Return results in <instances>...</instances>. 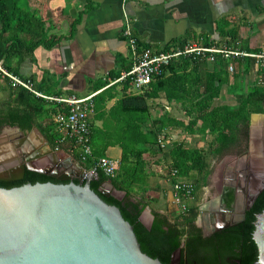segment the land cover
<instances>
[{
  "label": "trees",
  "instance_id": "trees-1",
  "mask_svg": "<svg viewBox=\"0 0 264 264\" xmlns=\"http://www.w3.org/2000/svg\"><path fill=\"white\" fill-rule=\"evenodd\" d=\"M45 25V19L22 6L19 0H0V61L5 70L22 77L19 73L20 64L32 57L39 45L50 42ZM226 44L230 45V42ZM203 58L181 56L173 59L163 68L161 75L154 77L140 93H126L133 87L131 80L120 82L125 94L110 111L115 122L106 123L104 128L115 134L107 139L106 145H119L121 157L113 177L98 171L90 181V187L106 203L120 209L124 219L133 226L141 250L152 258H158L163 264H172L171 256L177 249L180 250L179 264H256L258 253L253 240L254 221L264 208V188L245 211L243 219L210 236L203 237L196 220L201 212L202 192L211 173V161L232 149L246 146L251 115L264 113V68H258V79L248 84L246 78L256 62L254 58L235 59L232 74L227 70L228 62L225 58L217 56L216 67L213 69L208 68ZM5 80L9 98L3 103L0 101V130L4 126L19 127L23 131L37 127L51 145L60 147L80 162L77 150L71 152L66 144L56 142L58 134L54 130L52 114L58 111L60 105L37 97L20 86H11L8 78ZM224 86L233 95L235 102L213 106ZM108 92L93 96V119H99L105 115V111H109L104 107L110 98ZM161 97L168 102L179 103L187 121L177 120L165 112L152 118L149 125L147 101ZM46 117L49 120L45 124L42 120ZM93 119L90 120L92 145L96 142ZM167 129L198 134L208 143L206 146L189 147L183 139H176L170 144V149L166 150L161 147L159 137H167L163 135ZM93 154L95 157L103 155L94 149ZM154 157H158L156 161L160 158L167 162L168 169H176L181 178L193 184L194 189L192 199L186 201L187 211L184 214L175 211L170 214L161 213L152 209L154 217L147 228L140 216L151 201L148 194V164L149 159L153 160ZM91 162V158H88L80 164L88 169ZM46 181L60 182L47 175L26 170L23 179L15 182L0 181V187L11 188ZM106 181H110L124 195L118 197L102 194L100 187ZM74 182L84 183V180L74 178Z\"/></svg>",
  "mask_w": 264,
  "mask_h": 264
},
{
  "label": "crops",
  "instance_id": "crops-1",
  "mask_svg": "<svg viewBox=\"0 0 264 264\" xmlns=\"http://www.w3.org/2000/svg\"><path fill=\"white\" fill-rule=\"evenodd\" d=\"M20 4L34 11L46 21L48 44L39 45L32 57L24 60L19 66V75L29 80L33 88L51 97H84L110 91L104 107L105 115L93 119L96 142L92 150H99L102 156L119 160L121 148L119 145H106L110 136H115L112 130H106L104 125L115 122L110 113L125 93L121 83L111 87L100 85L108 82L127 69L132 68L133 58L129 44L123 36L126 20L131 23V29L137 43L146 45L154 52H167L172 49H183L186 46L197 45L215 49H237L248 53L264 51V0H19ZM230 42V45L226 43ZM208 44V45H206ZM143 47V46H140ZM256 50H259L256 52ZM212 62L207 58L183 56L185 58H203L209 69L216 67V57ZM247 57L226 59L229 63ZM222 59H224L222 57ZM170 64V63H169ZM227 65V67H228ZM255 62L249 71L246 82L251 84L258 79V68ZM128 69V70H129ZM228 70V68H227ZM163 71V70H162ZM230 74L233 72H230ZM13 74V73H12ZM0 78V101L9 98V88L5 78ZM11 85V84H10ZM132 94L142 92L134 86L126 91ZM220 97L213 106L233 104V95L224 86ZM229 100V101H228ZM152 118L165 112L180 121H187L180 104L168 102L164 98L147 101ZM43 118V123L48 122ZM251 120L252 136L260 132L264 113L256 123ZM257 125V126H256ZM24 133V134H23ZM165 149H170L173 140L183 139L189 147L201 146L202 139L198 134L182 133L179 129H167L163 132ZM37 127L23 131L19 127L4 126L0 130V147L3 153L1 159L14 161L13 148L25 151L27 156H36L35 163L39 166H53L50 156L39 159L41 153H52L53 161H59L64 170L65 161L72 158L58 146L50 143ZM196 141V142H195ZM17 145V146H16ZM253 148V145H252ZM63 152L59 155L58 152ZM158 158V157H157ZM149 159L148 206L163 213L164 206L172 204L171 186L167 180L169 170L167 162ZM56 159H58L56 161ZM158 162V163H157ZM167 168V169H166ZM165 169V173H164ZM164 174V175H163ZM202 201V200H201ZM203 206V205H202ZM152 213V212H151ZM147 223L149 216L144 217Z\"/></svg>",
  "mask_w": 264,
  "mask_h": 264
},
{
  "label": "water",
  "instance_id": "water-1",
  "mask_svg": "<svg viewBox=\"0 0 264 264\" xmlns=\"http://www.w3.org/2000/svg\"><path fill=\"white\" fill-rule=\"evenodd\" d=\"M255 115L262 114H252L251 120ZM46 145L50 147L48 141ZM13 153L22 155L7 162L17 165L11 169L17 173L1 180H20L29 170L60 182L0 187V264H163L141 250L133 226L117 206L106 203L91 189L93 176L86 174L78 161L67 159L65 167L73 168L66 170L55 161L53 166L40 169L32 161L37 155L27 156L18 147L13 148ZM45 156L51 157L52 153H41L39 159ZM74 178L84 183H75ZM263 188L264 182L249 197L247 209ZM100 190L104 195H124L110 181L104 182ZM245 209L238 221L244 218ZM146 215L150 219L147 223ZM153 217L147 206L140 220L149 228ZM254 226L256 264H264V208L256 215ZM179 254V249L173 252L172 264L174 260L179 264Z\"/></svg>",
  "mask_w": 264,
  "mask_h": 264
},
{
  "label": "built area",
  "instance_id": "built-area-1",
  "mask_svg": "<svg viewBox=\"0 0 264 264\" xmlns=\"http://www.w3.org/2000/svg\"><path fill=\"white\" fill-rule=\"evenodd\" d=\"M123 36L127 40L130 52L133 58V65L127 71H124L120 76L109 80L106 87L123 82L127 79L132 81L136 89H142L147 86L154 77L161 75L162 70L173 59L181 56H195L205 57L210 60H215V55L220 54L225 59H233L239 57L254 58L260 66L264 68V51L258 53H248L237 49H215L211 47H202L197 45L186 46L185 48L172 49L167 52H154L151 48L140 47L134 37L129 20L125 21L123 28ZM207 56V57H206ZM228 70L233 72L235 66L233 62L229 63ZM0 72L3 77H7L11 86H20L25 88L35 96L44 98L49 101H55L60 108L52 114L54 122V130L57 132L58 137L56 142L60 145L66 144L68 150L71 152L77 150L80 154V162H86L91 158V165L85 169L86 174L96 176L98 171H102L105 175L113 177L118 166V160H114L107 156L95 157L91 146V130L90 118L94 113L93 94L84 97H51L43 95L36 91L29 80L22 79L1 66ZM161 147H165L164 136L159 137ZM69 151V152H70ZM71 156V154H68ZM72 157V156H71ZM79 162V161H78ZM79 162V163H80ZM167 180L171 186L172 191V204L177 206L181 213L187 211L186 201L191 200L193 195L194 186L190 181H187L179 176L176 169H169L167 171Z\"/></svg>",
  "mask_w": 264,
  "mask_h": 264
},
{
  "label": "flooded vegetation",
  "instance_id": "flooded-vegetation-1",
  "mask_svg": "<svg viewBox=\"0 0 264 264\" xmlns=\"http://www.w3.org/2000/svg\"><path fill=\"white\" fill-rule=\"evenodd\" d=\"M252 133L250 122L246 146L243 145L237 150V156L233 157L231 165H228L219 174L217 181L214 180L215 177L213 179L210 178L212 185L209 186V190L211 189L216 193L213 195L214 197H210L208 203H205L204 206L200 205L201 212L196 220V225L201 228L203 237L210 236L215 231L238 222L242 209L246 208L245 211L247 210L249 197L264 182V121L260 132L257 131L253 136ZM17 154L15 157L22 156H17ZM48 159L49 162L53 163L52 156ZM32 161L35 162V158ZM59 164L61 163L57 161L56 165ZM16 166V164H8L7 160L0 158V181H7L1 179L16 175V171L11 172V169ZM34 167L40 169L48 168L47 165L39 166L36 163ZM179 257L180 255L176 256V258ZM176 262L174 260L173 263L176 264Z\"/></svg>",
  "mask_w": 264,
  "mask_h": 264
},
{
  "label": "rangeland",
  "instance_id": "rangeland-1",
  "mask_svg": "<svg viewBox=\"0 0 264 264\" xmlns=\"http://www.w3.org/2000/svg\"><path fill=\"white\" fill-rule=\"evenodd\" d=\"M230 102H233L234 103L235 102V98L234 97L233 98L231 97V101ZM255 116H257V115H255ZM255 116L253 118H255ZM258 117L259 116H257L256 119H258ZM207 143H208V141L206 139H204L201 142V146H204V145L206 146ZM240 148L241 147L239 146V147H237L235 149H232L230 152H228V154L226 153V154L222 155L221 157H217L216 159H213L211 161V174L209 176L208 184H207V186L204 187L203 192H202V201L200 202V205L201 206L202 205L204 206L205 203H208L210 197H214L213 195L216 193L215 191H212L211 189L209 190V186L212 185L211 179H213L215 177L214 180H216V181L218 180L219 174L223 170H225L228 165H231V163L233 162V157L237 156V152H238L237 150H239ZM3 152H4L3 149L0 147V154L3 153ZM58 154L59 155H63V152L62 151L61 152H58ZM72 160L76 161L73 157H72ZM165 172L166 171L164 169V173ZM163 211H164L163 213H168V214H170L171 211H175L177 213L181 212V210L177 206H175L173 204H171V205H167L166 204L164 206Z\"/></svg>",
  "mask_w": 264,
  "mask_h": 264
},
{
  "label": "bare ground",
  "instance_id": "bare-ground-1",
  "mask_svg": "<svg viewBox=\"0 0 264 264\" xmlns=\"http://www.w3.org/2000/svg\"><path fill=\"white\" fill-rule=\"evenodd\" d=\"M257 118V116H255V118H254V123H256L257 121H258V119H256ZM257 126V125H256ZM251 133V132H250ZM251 152V151H250ZM223 203V202H222ZM224 207V206H223ZM231 210V209H230ZM199 218V217H198Z\"/></svg>",
  "mask_w": 264,
  "mask_h": 264
}]
</instances>
